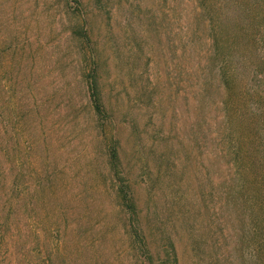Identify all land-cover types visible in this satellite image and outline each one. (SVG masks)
<instances>
[{
  "label": "rangeland",
  "instance_id": "obj_1",
  "mask_svg": "<svg viewBox=\"0 0 264 264\" xmlns=\"http://www.w3.org/2000/svg\"><path fill=\"white\" fill-rule=\"evenodd\" d=\"M82 3L0 0V264H145L108 166L113 136L154 252L166 229L179 264H251L229 250L259 221L237 171L264 156L252 36L264 37V0Z\"/></svg>",
  "mask_w": 264,
  "mask_h": 264
},
{
  "label": "trees",
  "instance_id": "obj_2",
  "mask_svg": "<svg viewBox=\"0 0 264 264\" xmlns=\"http://www.w3.org/2000/svg\"><path fill=\"white\" fill-rule=\"evenodd\" d=\"M67 1H72L73 3H76L80 9L82 8V0ZM252 36L255 41L261 40L264 42V37H262V39L258 38L254 33ZM87 44L91 54L95 56V46L89 35L87 37ZM260 68H264V59H262ZM98 72V70H94L88 76L90 99L95 112L98 115L105 117L107 122L110 119L108 116L109 109L107 108V103L104 100ZM262 72H264V70H262ZM222 78L225 82L232 85L235 83L234 80L236 76L234 72L225 70L222 72ZM234 92L235 91L232 90V95ZM107 149L108 166L115 180L119 205L126 215V221L128 225L127 233L130 245L135 250V255L141 258L145 264H179V256L175 242L171 234L166 229L164 231L162 229L157 231V228H155L156 232L160 233V238L158 236L155 239V242L158 244L156 247L159 248L154 252L151 247L152 242L150 239H148L147 231L149 230L153 232V228H149L147 230L144 225L141 209L134 193V184H132L131 179L124 169V164L120 153L119 139L113 136L112 141H110L109 145L107 146ZM238 149L241 148L238 147ZM239 165L241 169L239 172L237 171V173L242 176V178L240 177V181L242 182L243 186H240H242L241 191L244 195L242 197L243 207L245 210H250L249 216L251 219H256L258 217L259 221L258 225H240L243 229V234L239 237L240 240L238 241L240 242L237 243H241V247L237 248L236 250L230 249L229 252L230 254H237L240 252L243 255H247V258L250 259L251 264H264V156L259 157L258 160L255 159L250 161L244 159V161L239 162ZM225 187L226 183L220 187H217V189L220 193H223L227 191ZM247 200L250 201L251 209L246 207L245 201ZM223 227L226 228L227 225H224ZM203 241L204 240L200 235V242ZM220 261L221 260L218 259L216 264H220Z\"/></svg>",
  "mask_w": 264,
  "mask_h": 264
}]
</instances>
